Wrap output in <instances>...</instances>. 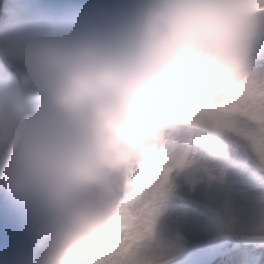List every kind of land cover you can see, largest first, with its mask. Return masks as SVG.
I'll list each match as a JSON object with an SVG mask.
<instances>
[{
	"label": "clouds",
	"instance_id": "9594fccd",
	"mask_svg": "<svg viewBox=\"0 0 264 264\" xmlns=\"http://www.w3.org/2000/svg\"><path fill=\"white\" fill-rule=\"evenodd\" d=\"M5 31L17 74L0 77V188L37 217L36 264H117L131 165L194 102L192 131H223L216 107L241 130L234 108L264 113V0H134L104 22Z\"/></svg>",
	"mask_w": 264,
	"mask_h": 264
},
{
	"label": "snow or ice",
	"instance_id": "6c2138e0",
	"mask_svg": "<svg viewBox=\"0 0 264 264\" xmlns=\"http://www.w3.org/2000/svg\"><path fill=\"white\" fill-rule=\"evenodd\" d=\"M14 48L9 34L0 46V77L17 74ZM251 88L264 105V78ZM221 111L208 115L223 131H192L186 123L204 118L194 102L176 127L161 125L165 140L135 157L121 197L117 264H264V225L252 226L242 195L216 163L222 158L243 171L251 156L264 171V113L234 108L228 115L247 122L241 130ZM221 203L223 215L215 211Z\"/></svg>",
	"mask_w": 264,
	"mask_h": 264
},
{
	"label": "rangeland",
	"instance_id": "374dc122",
	"mask_svg": "<svg viewBox=\"0 0 264 264\" xmlns=\"http://www.w3.org/2000/svg\"><path fill=\"white\" fill-rule=\"evenodd\" d=\"M133 2L134 0H58L55 9L48 10L52 14L51 19H46L44 13L38 14L37 26H69L104 22ZM16 22L23 25L20 20ZM8 35L6 31L0 33V46L4 44ZM12 43L15 46L14 34H12ZM251 70L254 75L264 78V38L256 47ZM251 162L254 161L249 156V166L241 171L230 166L222 158L216 161L217 164L224 166L233 188L242 195L249 216L264 209V183L254 177L255 170ZM1 196L9 199L6 192H3ZM10 201L11 205L6 211L8 213L0 222V264H32L34 254L42 247L37 217L29 207L12 199Z\"/></svg>",
	"mask_w": 264,
	"mask_h": 264
},
{
	"label": "trees",
	"instance_id": "16d2710c",
	"mask_svg": "<svg viewBox=\"0 0 264 264\" xmlns=\"http://www.w3.org/2000/svg\"><path fill=\"white\" fill-rule=\"evenodd\" d=\"M23 5H24V3L22 0H0V23H1V25H5L6 21L9 20V16H10V14L3 12L5 8L7 9L8 7L9 8L13 7V9H17L20 11L23 8ZM24 11H25L24 13H27V9H24ZM4 13L7 14V15L5 14L6 17H3ZM30 23H33L32 19H31ZM220 206H221V208H224L222 203L220 204ZM250 220H251L252 226L254 228H258L261 225H264V212L260 215H257L255 218L250 219Z\"/></svg>",
	"mask_w": 264,
	"mask_h": 264
}]
</instances>
